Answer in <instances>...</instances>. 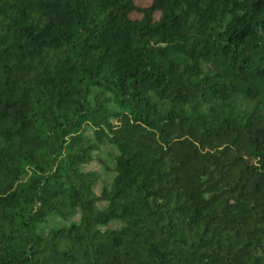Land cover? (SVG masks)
Returning a JSON list of instances; mask_svg holds the SVG:
<instances>
[{"label":"trees","instance_id":"trees-1","mask_svg":"<svg viewBox=\"0 0 264 264\" xmlns=\"http://www.w3.org/2000/svg\"><path fill=\"white\" fill-rule=\"evenodd\" d=\"M143 1L0 0V264H264V0Z\"/></svg>","mask_w":264,"mask_h":264},{"label":"rangeland","instance_id":"rangeland-1","mask_svg":"<svg viewBox=\"0 0 264 264\" xmlns=\"http://www.w3.org/2000/svg\"><path fill=\"white\" fill-rule=\"evenodd\" d=\"M149 0H145L142 2V5L149 4ZM116 154V150L114 147L107 145L103 148L102 152L100 153L102 161L96 160L92 164L88 165L86 167L87 170L96 171L97 173V181L94 187V190L97 194H100L103 187L110 183L112 180V157ZM74 221L79 220V216L76 215L73 217ZM64 221L61 219L52 218L47 223L43 224V230L46 232L48 231L52 226L62 224Z\"/></svg>","mask_w":264,"mask_h":264}]
</instances>
